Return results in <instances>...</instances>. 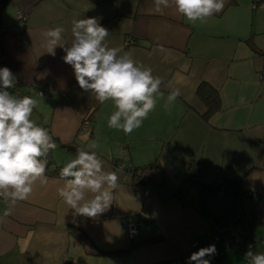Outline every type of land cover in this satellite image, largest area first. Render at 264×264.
Wrapping results in <instances>:
<instances>
[{"label":"crops","instance_id":"0c3cea01","mask_svg":"<svg viewBox=\"0 0 264 264\" xmlns=\"http://www.w3.org/2000/svg\"><path fill=\"white\" fill-rule=\"evenodd\" d=\"M151 3L2 0L0 68L16 76L18 97L37 100L32 119L49 130L57 148L48 156L47 185L37 182L26 201L0 197V264H188L193 252L211 245L206 231L212 224L200 212L194 188L181 200L170 198L193 169L206 184L238 182L241 209L255 219L249 245L264 253V0H228L205 24L190 23L174 7L149 12ZM18 11L26 16L24 24ZM92 17L108 29L110 47L122 46L163 78L164 98L130 135L108 127L112 102L101 104L79 87L62 48L55 56L46 52L45 30L62 25L70 42L73 19ZM169 83L181 95L166 109ZM201 84L220 99V109L207 119L197 95ZM46 87L49 93L39 95ZM92 141L105 170L114 171L115 161L134 172L155 164L166 187L158 192L134 185L135 178L116 171L119 188L108 210L95 218L74 215L58 196L59 171ZM215 197L208 210L219 214L230 203L222 196L216 206ZM128 217L140 222L132 240L121 225ZM216 250L205 257L210 264H248L235 250Z\"/></svg>","mask_w":264,"mask_h":264},{"label":"clouds","instance_id":"9594fccd","mask_svg":"<svg viewBox=\"0 0 264 264\" xmlns=\"http://www.w3.org/2000/svg\"><path fill=\"white\" fill-rule=\"evenodd\" d=\"M227 3L228 0H152L148 11L163 13L165 8L174 7L190 23L205 24ZM64 32L60 25L42 33L46 52L55 56V49L62 48L66 53L63 60L73 68L79 87L101 104L112 102L109 128L125 135L139 129L164 98L163 78L153 75L150 67L135 60L122 46L110 47V33L96 17L73 19L70 42L65 41ZM16 82L10 68H0V197L13 204L28 200L37 182L41 186L49 183L48 156L57 148L49 130L32 119L37 100L10 93ZM167 87L172 90L164 107L169 109L181 93L171 83ZM98 147L96 141L78 147L75 157L59 171L62 183L57 188L58 196L76 216L95 218L106 212L113 202V192L119 188L116 171L105 170ZM248 249L244 257L248 264H264V253L254 252L251 244ZM216 251L214 244L202 247L190 255L188 264H210L205 257Z\"/></svg>","mask_w":264,"mask_h":264},{"label":"trees","instance_id":"16d2710c","mask_svg":"<svg viewBox=\"0 0 264 264\" xmlns=\"http://www.w3.org/2000/svg\"><path fill=\"white\" fill-rule=\"evenodd\" d=\"M197 95L200 101L206 106V113L204 114V118L207 119L209 116L213 115L220 109V99L218 94L210 88L206 84H201L198 87ZM89 119V118H88ZM67 150L72 151L73 148L66 146ZM115 165L118 163L114 162ZM114 165V171L122 172V175H129L130 177L135 178L133 184L134 185H147L151 186L154 190L158 192L164 190L166 187V180L159 172L158 167L155 164H152L147 167H143L134 172V169L129 167L126 170H116V166ZM194 188L196 195L198 206L200 208V212L204 215L206 219L210 221L211 226H222L228 222H240L242 223L246 230V242L247 247L249 245L250 233L252 229V222H255V219L251 212L244 211L241 209L239 204L240 198H242V194L239 190L238 182L229 180V179H220L211 184H206L202 180V175L197 170L193 169L189 178L186 182L179 187L174 193H171L170 198L181 200L188 195V188ZM165 194V193H164ZM164 194L162 196H164ZM216 195H222L227 197L229 201V206H227L223 211L219 214L212 213L208 210V204L211 197ZM165 197V196H164ZM239 205L243 216L239 217L235 221L234 210L235 206Z\"/></svg>","mask_w":264,"mask_h":264},{"label":"built area","instance_id":"2783aa9c","mask_svg":"<svg viewBox=\"0 0 264 264\" xmlns=\"http://www.w3.org/2000/svg\"><path fill=\"white\" fill-rule=\"evenodd\" d=\"M1 7H2V0H0V14H1ZM17 20L20 24H24L26 22V16L21 11H18L16 14ZM6 32V28L1 23L0 19V65L4 60L3 53H2V39L4 36V33ZM18 86L16 83V86L9 89L12 91V94L16 95L18 94ZM49 89L46 87L42 90H40L38 93L39 95H44L45 93H49ZM87 119L83 122V126H87ZM130 166L124 162H119L116 166L117 170H126ZM247 196H250V193L246 194ZM234 219L235 221L242 217V211L237 204L235 206L234 210ZM121 225L123 229L126 232V235L128 239L132 240L139 232L140 222L139 220L135 218H124L121 220ZM206 234L208 237H210L211 245H215L216 248H228L235 250L236 253L244 258L245 253L248 251L247 242H246V234L247 230L245 226L240 222H228L222 226H211L207 229ZM247 262V260H246Z\"/></svg>","mask_w":264,"mask_h":264},{"label":"rangeland","instance_id":"374dc122","mask_svg":"<svg viewBox=\"0 0 264 264\" xmlns=\"http://www.w3.org/2000/svg\"><path fill=\"white\" fill-rule=\"evenodd\" d=\"M214 200H216V201H214ZM214 200H213L214 201V205L218 206L220 202H224V197L218 195V197H215Z\"/></svg>","mask_w":264,"mask_h":264}]
</instances>
